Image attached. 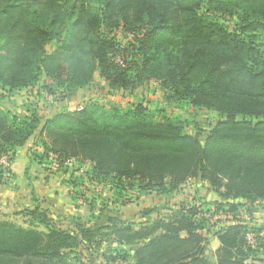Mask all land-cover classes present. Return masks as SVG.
<instances>
[{
    "label": "trees",
    "instance_id": "1",
    "mask_svg": "<svg viewBox=\"0 0 264 264\" xmlns=\"http://www.w3.org/2000/svg\"><path fill=\"white\" fill-rule=\"evenodd\" d=\"M213 16L235 19L234 29ZM95 74L122 91L154 81L167 101L218 120L199 140L182 119L140 103L92 101L49 117L0 108V184L32 140L37 165L67 175L69 187L110 188L120 204L128 191L170 198L188 181L221 202L181 204L153 220L157 208L144 210L139 224L108 217L104 226L73 218L63 227L39 206L21 208L20 224L0 221V264H93L99 252L104 264H264V228L217 227L213 262L203 235L211 213L264 203V0H0L1 95L46 78L68 97Z\"/></svg>",
    "mask_w": 264,
    "mask_h": 264
},
{
    "label": "rangeland",
    "instance_id": "2",
    "mask_svg": "<svg viewBox=\"0 0 264 264\" xmlns=\"http://www.w3.org/2000/svg\"><path fill=\"white\" fill-rule=\"evenodd\" d=\"M186 1H189L191 3L203 2V0ZM201 8L202 10H204L206 8V3H203L201 5ZM213 17H217L219 20H221V22L228 28V30L234 29L235 19L227 16ZM129 41L130 39L124 35H116V42L120 43L121 45L126 44ZM43 86L52 87L55 92V96H49L48 94L43 92ZM92 101H96L100 104L106 105L113 104L121 109L139 103L143 104L153 110H157L162 115L182 119L187 126L188 132L196 136L199 140H202L208 134L210 129L218 120L216 114L212 112H207L204 110L194 111L187 104L167 101L164 97L162 89L159 87L158 83L154 81H144L131 90L122 91L119 89L108 88L107 85L96 74L93 77L92 83L87 88L78 90L68 97L62 96L61 91L57 89V87L53 85L50 80L42 78L40 82L33 88L15 92L12 95L3 96V98L0 99V108L3 110H11L16 114H22L26 111H34L40 116L49 117L67 111H77L86 103ZM33 143L34 142L32 140L27 143V152L34 146ZM22 152H25V150ZM15 165L16 166L13 170L20 176L22 175V170L24 168L26 171L25 180L21 178L19 180V183L22 182L23 184H25L26 181H29L28 177H30L33 178V182L31 184H34V186L43 184L42 178L46 173L49 175L50 173L54 172L51 169H47L49 170L47 171L40 165H32V167H29L27 169L24 160H18ZM9 168L10 178H8V176H5L6 178L4 181V185L7 188H11L13 184L18 182V180L12 179L13 175L11 172V166ZM72 169L85 171L86 167L80 166L79 164H73ZM51 180L57 181L59 183L57 176H54V178H52ZM12 181L14 182L12 183ZM46 184L47 183L43 185ZM124 202V204H121L122 207L134 204L133 199L127 198ZM142 202L144 210L157 208V211L152 213L148 217L149 220H153L156 218L166 217L171 210H174L173 208H176L181 204H209L213 209V204L216 202H221V198H219L205 183L189 181L170 198L159 199L155 194L150 193L143 196ZM132 207L134 208V206H129V208L125 207L119 209V211L122 212V215L124 216L123 221L134 222L135 224L144 222L146 218H139L140 220L138 219L136 221L132 219V217L134 218V215L132 214L134 210L132 209ZM20 210L21 209H18V207L16 206H3L0 204V221H8L20 224L22 221L21 217L15 215ZM210 216L211 217H205L209 218V224L206 228L207 232H204L203 235L208 241L206 257L211 262H213L214 252L217 248V242L215 241L213 234L217 231V227L228 225L232 222H241L247 224L248 226L264 228V203H257L249 208L241 207L237 210V212H235L234 215L219 212L213 214L211 213ZM57 217L55 218L56 222H58L60 226L66 227L68 222L66 220L60 221L58 220L59 217ZM99 254H97V256H94V262L95 264H104L103 262L98 261ZM254 264L261 263L255 262Z\"/></svg>",
    "mask_w": 264,
    "mask_h": 264
},
{
    "label": "crops",
    "instance_id": "3",
    "mask_svg": "<svg viewBox=\"0 0 264 264\" xmlns=\"http://www.w3.org/2000/svg\"><path fill=\"white\" fill-rule=\"evenodd\" d=\"M26 147L17 151L11 164L12 170L15 168L18 160H24L27 169L32 167V165H37L32 160L29 150L28 152L26 151ZM30 149L37 153L41 152V149L37 146H33ZM24 150L25 152H22ZM12 170V179L18 180V182L13 184L11 188L0 184V204L3 206H16L18 209L39 206L41 209L47 211L51 218L55 219L58 216V220H66L68 222L67 225L74 218L86 226H104L108 217H117L123 220L124 216L119 209L129 208V206H134V208L132 207L134 210L132 213L134 218L132 217V219L136 221L140 218V213L144 210L142 202L143 196L139 197L133 191L124 192V195L127 198L133 199L134 204L122 207L120 201L118 199L116 200L117 195L115 191L102 185L86 182L75 187H69L63 182L68 179L67 175H48L46 173L42 178V183L47 184L34 186V184H31L33 178L30 177H28L29 181H26L25 184L22 182L19 183L21 178L25 180V168L22 170L21 176ZM54 176L58 177L59 183L51 180ZM158 198L162 199L160 197ZM127 251L131 254L133 249H128ZM98 261L103 262L100 257H98Z\"/></svg>",
    "mask_w": 264,
    "mask_h": 264
},
{
    "label": "built area",
    "instance_id": "4",
    "mask_svg": "<svg viewBox=\"0 0 264 264\" xmlns=\"http://www.w3.org/2000/svg\"><path fill=\"white\" fill-rule=\"evenodd\" d=\"M78 110H81V108H79ZM0 165H2L4 167L7 166V163H6V159L5 158L0 159ZM248 240L250 241V238H248Z\"/></svg>",
    "mask_w": 264,
    "mask_h": 264
}]
</instances>
